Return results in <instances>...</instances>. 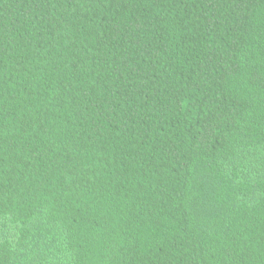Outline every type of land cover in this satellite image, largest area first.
Returning <instances> with one entry per match:
<instances>
[{
    "label": "trees",
    "instance_id": "16d2710c",
    "mask_svg": "<svg viewBox=\"0 0 264 264\" xmlns=\"http://www.w3.org/2000/svg\"><path fill=\"white\" fill-rule=\"evenodd\" d=\"M0 264H264V0H0Z\"/></svg>",
    "mask_w": 264,
    "mask_h": 264
}]
</instances>
